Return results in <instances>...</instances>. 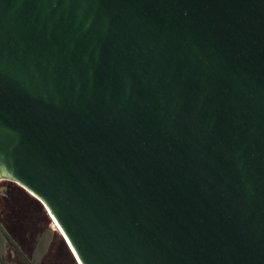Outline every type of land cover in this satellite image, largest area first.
<instances>
[{
	"label": "water",
	"instance_id": "1",
	"mask_svg": "<svg viewBox=\"0 0 264 264\" xmlns=\"http://www.w3.org/2000/svg\"><path fill=\"white\" fill-rule=\"evenodd\" d=\"M0 179L79 264H264V0H0Z\"/></svg>",
	"mask_w": 264,
	"mask_h": 264
},
{
	"label": "flooded vegetation",
	"instance_id": "2",
	"mask_svg": "<svg viewBox=\"0 0 264 264\" xmlns=\"http://www.w3.org/2000/svg\"><path fill=\"white\" fill-rule=\"evenodd\" d=\"M22 189L24 190L14 181L0 179V223L21 250L30 257L39 237L50 225L41 210L39 200L32 194L24 193ZM2 258L7 262L25 263L9 240ZM44 258L45 256L39 264Z\"/></svg>",
	"mask_w": 264,
	"mask_h": 264
},
{
	"label": "rangeland",
	"instance_id": "3",
	"mask_svg": "<svg viewBox=\"0 0 264 264\" xmlns=\"http://www.w3.org/2000/svg\"><path fill=\"white\" fill-rule=\"evenodd\" d=\"M16 186L20 188L18 185ZM23 192L30 195V193L25 189ZM39 204L41 206V210L46 216V219L49 221L50 228L55 230V236L51 242V246L41 264H79L70 247L66 243L63 235L61 234L58 226L55 225V220H53L45 206L40 201Z\"/></svg>",
	"mask_w": 264,
	"mask_h": 264
},
{
	"label": "bare ground",
	"instance_id": "4",
	"mask_svg": "<svg viewBox=\"0 0 264 264\" xmlns=\"http://www.w3.org/2000/svg\"><path fill=\"white\" fill-rule=\"evenodd\" d=\"M54 220V219H53ZM55 223V222H54ZM55 225H57L56 223H55ZM54 227H56V226H54Z\"/></svg>",
	"mask_w": 264,
	"mask_h": 264
}]
</instances>
